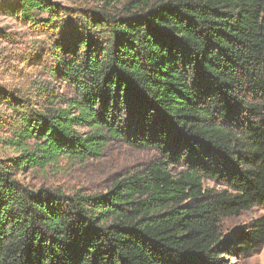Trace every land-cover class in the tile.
Instances as JSON below:
<instances>
[{"label": "trees", "instance_id": "16d2710c", "mask_svg": "<svg viewBox=\"0 0 264 264\" xmlns=\"http://www.w3.org/2000/svg\"><path fill=\"white\" fill-rule=\"evenodd\" d=\"M8 11L45 44L49 87L2 99L15 157L0 158V264H242L264 247V216L223 227L264 207V0ZM112 142L161 162L100 194L17 177L99 159Z\"/></svg>", "mask_w": 264, "mask_h": 264}, {"label": "rangeland", "instance_id": "374dc122", "mask_svg": "<svg viewBox=\"0 0 264 264\" xmlns=\"http://www.w3.org/2000/svg\"><path fill=\"white\" fill-rule=\"evenodd\" d=\"M18 1L0 0V119L9 113L2 100L5 94L15 92L38 101L37 90L40 87H49L48 78L40 69L45 44L36 46V40L41 42L37 32L8 11ZM58 1L68 7L84 3V0ZM103 1L89 0V4L96 7L102 5ZM53 86L57 90L61 88L57 81L53 82ZM7 137L8 133L0 125V158L15 157L13 150L3 143ZM159 162L161 156L156 150H137L122 142H112L99 159L84 164L62 161L57 170L50 167L46 171L39 169L30 173H19L17 177L34 189L42 186L62 187L67 192L81 189L85 194H100L119 177L143 172ZM207 186L222 191L214 183H208ZM263 216L264 207L255 206L240 216L226 219L223 223L224 231L234 234L250 227ZM232 261L235 263V260ZM241 263L264 264V247Z\"/></svg>", "mask_w": 264, "mask_h": 264}, {"label": "built area", "instance_id": "2783aa9c", "mask_svg": "<svg viewBox=\"0 0 264 264\" xmlns=\"http://www.w3.org/2000/svg\"><path fill=\"white\" fill-rule=\"evenodd\" d=\"M18 1V0H17ZM20 1V0H19Z\"/></svg>", "mask_w": 264, "mask_h": 264}]
</instances>
